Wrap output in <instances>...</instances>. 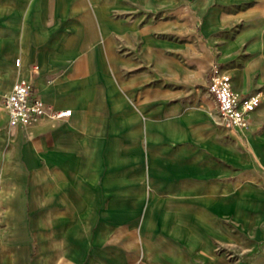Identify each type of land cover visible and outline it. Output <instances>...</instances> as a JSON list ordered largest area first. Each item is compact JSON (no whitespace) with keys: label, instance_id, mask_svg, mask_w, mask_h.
Instances as JSON below:
<instances>
[{"label":"crops","instance_id":"crops-1","mask_svg":"<svg viewBox=\"0 0 264 264\" xmlns=\"http://www.w3.org/2000/svg\"><path fill=\"white\" fill-rule=\"evenodd\" d=\"M181 9L196 37L182 39ZM215 62L259 98L242 133L195 87ZM18 80L73 112L25 128L3 108L0 264H39L33 251L42 264L183 262L192 248L168 234L192 201L209 202V233L214 220L263 243L264 264V0H0V105ZM150 201L163 209L154 236ZM204 260L225 264L211 248Z\"/></svg>","mask_w":264,"mask_h":264},{"label":"rangeland","instance_id":"rangeland-1","mask_svg":"<svg viewBox=\"0 0 264 264\" xmlns=\"http://www.w3.org/2000/svg\"><path fill=\"white\" fill-rule=\"evenodd\" d=\"M182 6L183 5H178V7ZM174 9L171 8L166 11L171 13ZM181 16L182 23L180 34L182 39H187L191 36L196 37V33L197 31L199 32L200 28L198 27V19H196V17L192 18L189 11L186 12L184 9H181ZM166 29V33L172 36L174 33V24L172 19L169 21V25ZM234 30H236V27H234ZM206 83L197 84L195 87L198 89H201L202 87L204 92L209 93L206 89ZM3 115V107L0 105V116ZM218 121L219 119L217 122ZM152 204L153 201H150V210L148 211L149 219L144 222V226L150 229V236H154L157 233L163 219V209L159 207L153 208ZM188 206L189 212L194 215L188 214V216L184 219L179 217L173 219L171 222L172 227L169 230L168 236L174 240L180 238L183 239L181 240L183 242V249L187 250L189 247L192 248V254L183 262L169 261L167 264H205L204 259L209 258V248L212 249L213 257L221 260V263L257 264L263 243H260L257 247H255L254 245H256V242H253V236L246 232L240 233L239 236L241 239L240 242L237 243L235 242L237 236L232 234L229 230L224 229L225 226H223V223H216L214 220L212 222L213 225L216 226V229L213 230L212 233H209V222L211 223V221H209V210L211 209L209 207V202L192 201L188 203ZM145 207L146 205L144 208ZM114 220L115 219L112 216H103L99 218L97 222L107 229H110L111 226L115 225ZM179 231H181L179 234H175ZM91 238L92 236L89 235L87 239L89 248L87 253L89 254L92 251ZM27 256L29 257V251ZM31 257L37 259L39 264L45 263L46 261V255L41 252L33 251ZM56 263L63 264L60 260H57Z\"/></svg>","mask_w":264,"mask_h":264},{"label":"built area","instance_id":"built-area-1","mask_svg":"<svg viewBox=\"0 0 264 264\" xmlns=\"http://www.w3.org/2000/svg\"><path fill=\"white\" fill-rule=\"evenodd\" d=\"M207 91L217 105L218 124L225 129L242 133L250 125L251 114L259 98L237 93L232 78L215 62L208 75ZM2 106L8 114L9 126L27 128L44 117L58 121L72 115V109L52 110L37 94L29 82L18 80L12 89L2 96Z\"/></svg>","mask_w":264,"mask_h":264}]
</instances>
